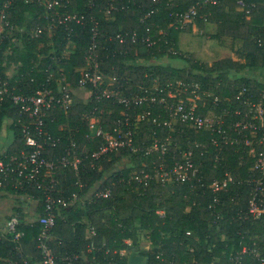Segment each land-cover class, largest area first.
I'll return each instance as SVG.
<instances>
[{"label":"trees","instance_id":"16d2710c","mask_svg":"<svg viewBox=\"0 0 264 264\" xmlns=\"http://www.w3.org/2000/svg\"><path fill=\"white\" fill-rule=\"evenodd\" d=\"M59 1L67 5L61 12L76 13V17L67 26L58 24L49 31L44 3L37 0H0V16L2 12L6 13L7 20L15 25L13 38L0 44V75L10 79L16 92L35 93L49 80L50 73H53L52 81L56 86L60 70L64 69L70 73L67 79L76 86L87 64L88 50L95 42L99 46L102 69L108 76L123 79L124 94L142 93L152 88L156 79L162 85L178 79L200 82L204 89L220 96L226 95L222 84L229 85L222 86L229 89L227 91L232 96L243 83L253 89L256 82L264 87V0H245L247 6L244 10L238 8L237 0ZM194 5L198 11L196 18L181 27L175 14ZM107 10H110V16H107ZM207 22L217 26L213 37L228 38L233 49L230 56L211 65L194 57L187 58L179 51L180 34L191 31L193 23L204 28ZM39 27L44 30L35 36L34 30ZM94 27L98 29L97 35H94ZM119 32L127 34L125 42L109 39L110 35ZM134 32L135 41L131 37ZM148 36L150 41L145 39ZM239 43L240 47H235ZM175 60L184 63L175 64ZM7 62L10 67L11 63L18 65L12 78L7 74ZM232 84L236 88L230 87ZM207 103L213 106L211 100ZM94 106L105 108L102 115L105 128H108V122L120 117L124 109L111 99L98 102L93 97L85 99L74 95L72 107L54 110L57 121H48L49 130L63 135L60 143L49 146L48 155L64 153L71 134L79 150L84 145L91 149L98 147V139L86 138L89 132L86 115ZM108 109L112 110L111 114ZM17 117L16 106L7 103L0 112V130L6 119L15 121ZM61 124H67L69 128L61 130ZM148 126L145 121L143 129L138 130V136H146ZM12 127L15 136L8 149L10 154L25 147L21 127L14 123ZM209 136V133H192V137L199 140ZM212 160L210 155H201L198 151L197 161L203 180L194 184L161 185L152 181L145 186L130 181L131 172L143 167L150 158L127 148L110 153L95 165L90 158H85L78 172L73 167L60 169L58 176L67 196L73 192L79 195L88 192L98 182H102L103 188H110L111 192L86 207H81L78 201L62 207L50 245L60 255L79 254L81 258L77 264H88L89 260L95 264H128V255H119L115 250H127L130 244L140 246L142 237L149 238L153 244L146 254L148 264H262L249 254L244 255L241 262L234 259L243 242L250 245L258 236L259 242L264 244V215L259 219H244L242 213H238L239 204L246 208L250 197L240 179L246 176L249 165L240 166L238 153L234 149L228 151L225 167L237 178L230 189L236 198L231 201L228 194L224 195L218 205V209H223L222 215L216 217L212 213L210 184L225 170L223 165L215 168ZM121 162H126L125 166L116 168ZM14 182L7 181L0 188L31 194L39 200L38 213H42L44 205L40 190L34 186L19 189L13 185ZM14 215L24 217L20 212ZM84 216L88 218L87 222L83 220ZM216 218L218 221L214 223ZM21 228L25 235L18 241L13 234L0 231L3 264H42L37 246L40 224L35 221ZM87 229H92L90 237L86 236ZM159 253H162L160 258L157 257Z\"/></svg>","mask_w":264,"mask_h":264},{"label":"built area","instance_id":"2783aa9c","mask_svg":"<svg viewBox=\"0 0 264 264\" xmlns=\"http://www.w3.org/2000/svg\"><path fill=\"white\" fill-rule=\"evenodd\" d=\"M37 1L46 5L48 13L45 12V15L49 30L58 24L67 26L68 22L76 17V13L61 12L67 5L59 0ZM237 4L241 10L247 6L245 0H237ZM197 12L196 5L187 11L177 12L175 14L177 23L184 27L185 24L193 22ZM150 14L151 12L148 13ZM43 30L39 27L34 30V35L39 36ZM14 31L15 25L10 23L6 13L2 12L0 44L12 39ZM93 31L94 35H97V27H94ZM131 37L135 41L136 33L134 32ZM127 38V34L122 32L109 36V39L118 42H125ZM145 39L150 41L151 38L148 36ZM98 51L97 43H92L86 55L87 64L82 69L76 86L68 82L66 76H63V79L61 76L54 86L53 73H50L49 80L43 83L41 88L33 94H27L16 92V87L11 85L10 79L0 75V112L9 102L16 106L18 117L12 122L21 127L25 143V147L17 153L10 154L7 151L0 155V185L15 180L13 185L19 189L34 186L43 194L44 205L43 212L39 213L35 220L25 221L20 215H12L2 222L1 231L13 234L14 239L18 241L25 235V230L21 227L36 221L40 224L37 246L42 255L41 263L77 264L81 258L79 254L60 255L50 245L57 215L62 207L76 203L82 195H90V202H93L106 197L111 189L103 188L102 182H98L88 192L81 195L73 192L67 196L58 176L59 171L62 168L73 167L78 172L85 158H90L95 165L100 163L103 157L123 148L150 158L143 167L132 171L130 175V181L145 186L152 181L161 185L201 182L203 174L197 161V153L199 151L201 155H210L215 168L223 165L225 170L223 175L215 177L210 184L213 193L212 213L216 217L222 215L223 209H218V205L221 204L224 195L228 194L231 201L236 198L230 189L237 178L225 167L228 151L234 149V152L238 153L239 165H249L246 176L240 179L247 187L250 197L246 208L239 204L238 213H242L244 219L263 217L264 87L256 82L253 89L243 83L235 96L227 90L226 95L220 96L216 92L204 89L200 82L178 79L169 80L162 85L156 79L152 88H147L139 94L128 95L122 91L124 82L121 77L108 76L104 72ZM76 87H81L85 91V99L93 97L98 102L102 99H111L114 104H121L124 109L121 110L120 117L107 123L108 128H105L102 120L105 108L94 106L87 113L89 132L86 138L98 139L100 143L97 148L91 149L84 145L79 150L71 134L70 143L64 153L48 155L49 146L60 143L63 138L62 134H54L49 130V122L54 123L58 119L53 111L58 108L69 110L72 107L74 95L77 94ZM208 100H211L212 107L208 106ZM107 112L111 114L112 110L108 109ZM145 121L149 125L148 134L144 137L138 136V130L143 129ZM59 128L64 130L69 127L67 124H61ZM194 131L209 133L210 136L199 140L192 137ZM78 184L82 186L81 181ZM237 194L242 195L239 192ZM159 212L163 214V211ZM217 221V218L213 220L214 223ZM115 253L128 255L125 249L115 250ZM246 254L264 264V244L259 241L253 240L250 245L243 242L236 251L235 261L241 262ZM161 255L162 253H159L157 257L160 258ZM4 261L0 253V264Z\"/></svg>","mask_w":264,"mask_h":264},{"label":"rangeland","instance_id":"374dc122","mask_svg":"<svg viewBox=\"0 0 264 264\" xmlns=\"http://www.w3.org/2000/svg\"><path fill=\"white\" fill-rule=\"evenodd\" d=\"M45 12L48 13L47 10ZM106 12H107V16H110L109 15L110 11L107 10ZM45 18H46V15H45ZM160 31H162V30H160ZM216 31H217V26L215 24L210 23V22H207V24L204 28H199V27H197V25L195 23H193L191 31L182 32L180 34L179 51L182 54H184L187 58L194 57L195 59H199L203 62L209 63L210 65L218 59L230 56L232 54V50H233L231 47L230 40L228 38H225V37L224 38L223 37L222 38L213 37V34H215ZM49 33H50L49 35H51V32H49ZM235 47H240V43L237 44V46H235ZM174 63L179 64V65H183L184 62L182 60H175ZM11 65H14L15 71L18 69L17 64L11 63ZM13 73H15V72H13ZM60 74H61L62 79H63V76L68 77L70 73L67 71V69H66V71L64 69L63 71L60 70ZM255 74L259 75L257 72H255ZM259 78H260V76H259ZM67 81L69 82L68 79H67ZM60 82L62 83V80H60ZM222 85H221L222 89L229 90V89L224 88V87H228L229 85H226V86L223 85L224 87ZM234 86H233V84L230 85V87L236 88ZM76 93H77L76 96H78V97L84 96V98H85V96H86L85 91L81 87H76ZM125 164H126V162H122L120 165L116 166V168H118L120 166H125ZM33 218L34 219H32V220H35L36 216ZM258 239H259L258 237H255L254 241H256V240L259 241Z\"/></svg>","mask_w":264,"mask_h":264},{"label":"crops","instance_id":"0c3cea01","mask_svg":"<svg viewBox=\"0 0 264 264\" xmlns=\"http://www.w3.org/2000/svg\"><path fill=\"white\" fill-rule=\"evenodd\" d=\"M8 66L7 74L8 77L12 78L15 73V67L12 65L9 66V62L6 63ZM12 120L6 119L4 125L0 130V155L3 152H7L10 144L14 140V130L12 127ZM122 163V162H121ZM120 163V164H121ZM108 177V175H107ZM81 204V207H86L90 203V195H82V197L78 201ZM39 211V200L32 196L31 194H19L13 193L7 188H0V225L3 221L10 218L15 213H23V220L31 221L34 219L33 217L38 216ZM67 217V215H64ZM83 220L85 222L88 221V218L84 216ZM2 228L0 227V231ZM92 235V229L86 230V236L90 237ZM142 248H146L148 251L153 247L152 242L149 238L142 237L140 246ZM89 260V259H88ZM88 264H95L91 260L88 261Z\"/></svg>","mask_w":264,"mask_h":264},{"label":"water","instance_id":"95a60500","mask_svg":"<svg viewBox=\"0 0 264 264\" xmlns=\"http://www.w3.org/2000/svg\"><path fill=\"white\" fill-rule=\"evenodd\" d=\"M128 264H148V257L146 248L130 244L127 247Z\"/></svg>","mask_w":264,"mask_h":264}]
</instances>
